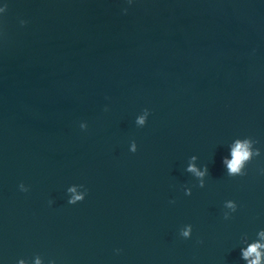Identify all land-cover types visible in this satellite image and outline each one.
Listing matches in <instances>:
<instances>
[{
  "label": "water",
  "instance_id": "95a60500",
  "mask_svg": "<svg viewBox=\"0 0 264 264\" xmlns=\"http://www.w3.org/2000/svg\"><path fill=\"white\" fill-rule=\"evenodd\" d=\"M4 2L5 264H244L241 234L264 228V156L236 178L222 159L238 137L264 150V0ZM74 185L87 197L70 205ZM229 199L239 211L225 221Z\"/></svg>",
  "mask_w": 264,
  "mask_h": 264
},
{
  "label": "clouds",
  "instance_id": "9594fccd",
  "mask_svg": "<svg viewBox=\"0 0 264 264\" xmlns=\"http://www.w3.org/2000/svg\"><path fill=\"white\" fill-rule=\"evenodd\" d=\"M126 3L129 6H132L137 3V0H126ZM8 8V3H5L4 0H0V19L7 14ZM124 13L127 14V9H124ZM20 23L22 26H26L27 21L22 20ZM0 34H2V32H0ZM150 115V110L145 108L135 121L137 127H145L148 124ZM79 126L82 130L86 131L88 129V124L86 122H81ZM258 145L259 141L252 137H238L232 140L228 146V154L222 159V165L226 175L232 178L246 176L248 165L254 159L264 156V150H262L261 147H258ZM130 151L132 153L138 151V146L135 141L132 143ZM197 160L198 157L193 156L186 171L199 181L197 187L203 189L206 187V181L209 177V169L207 165L202 168L198 167ZM19 190L27 193L30 191V188L21 183L19 185ZM69 192L71 195L67 203L70 205L82 203L87 197V190L83 185H74L69 189ZM184 194L190 197L192 195V188H185ZM223 209V218L225 221H228L239 211V204L232 199L225 200L223 203ZM193 231V226L191 224H186L180 228L179 236L184 240H191L193 237ZM239 239L240 259L244 264H264V228L259 229L254 237L249 236L247 233H243ZM119 251L120 250L118 249L117 254H119ZM0 264H5L2 256H0ZM15 264H45V260L37 255L31 261L23 258L17 259ZM47 264H56V261L54 259H49Z\"/></svg>",
  "mask_w": 264,
  "mask_h": 264
}]
</instances>
